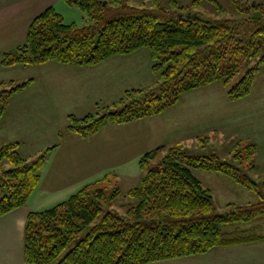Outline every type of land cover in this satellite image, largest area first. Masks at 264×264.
<instances>
[{"label": "trees", "instance_id": "obj_1", "mask_svg": "<svg viewBox=\"0 0 264 264\" xmlns=\"http://www.w3.org/2000/svg\"><path fill=\"white\" fill-rule=\"evenodd\" d=\"M63 1L81 11L83 23H66L54 7L44 9L30 23L24 43L2 54L3 65L56 61L94 66L112 56L147 48L151 71L160 80L148 92L141 88L124 91L113 111L83 117L70 114L68 131L82 137L93 136L109 124L159 115L196 88L218 81L226 87L244 62L259 56L235 85L226 87L229 100L241 99L250 94L264 65V53L259 54L264 46V2L231 0L239 15L209 18L196 12H167L159 0H151L153 8L133 6L128 0ZM28 82L10 83L9 89L0 90V119L11 96ZM4 85L0 81V87ZM17 147V142L0 147V161L7 162L0 164V216L26 204L40 181L46 155L55 148L47 147L28 161L17 153ZM255 148L254 144L243 148L249 160ZM243 149L234 155L239 163ZM160 152L164 153L160 163L146 170L147 160ZM139 164L144 174L128 190L133 201L123 213L104 211L119 189L110 194L97 180L51 207L29 211L24 260L28 264H149L264 239L261 234L228 230L261 218L264 200L220 213L210 190L193 173V169L222 173L259 192V185L237 166L216 155H190L181 145L159 146L146 152ZM86 227L85 236L65 251Z\"/></svg>", "mask_w": 264, "mask_h": 264}, {"label": "rangeland", "instance_id": "obj_2", "mask_svg": "<svg viewBox=\"0 0 264 264\" xmlns=\"http://www.w3.org/2000/svg\"><path fill=\"white\" fill-rule=\"evenodd\" d=\"M175 1L174 5L171 0H159V6L167 12H177V15H187L188 12L209 18L239 15L231 0H199L196 4H192L193 0ZM127 2L137 7H154L151 0ZM55 8L66 23H83V14L79 9L62 3ZM262 53L264 46L259 54ZM258 58L244 62V68L229 79L226 87L235 85L245 68L256 63ZM131 60L133 65L139 66L134 65L135 74L131 81H123L107 92L97 88L95 93L78 89L79 80L70 82L68 75L74 71L56 61L18 64L0 70V77L6 80V85L0 90L30 80L11 96L0 119V147L17 142V153L32 161L47 147L55 146V151L52 153V149L46 155L40 181L29 197L28 203L32 208L41 210L51 207L97 180L110 194L115 188L119 189L117 197L105 205L104 211L114 209L123 213L133 201L127 194L128 190L136 186L144 174L139 164L142 156L159 146L167 149L175 145H181L194 156L216 155L220 160L237 166L241 174L259 185L260 193L222 173L193 169L202 186L210 190L218 212L224 213L235 205L263 201L264 65L256 74L250 94L237 101L228 99L226 87L218 81L182 94L174 106L158 116L109 124L89 137L68 131L70 114L83 117L89 113L104 114L117 108L124 92L122 88H141L145 92L157 88L160 80L151 71L148 49L138 50ZM94 95L96 98L92 100ZM206 103H209V110ZM252 144L256 148L249 160L245 156L247 150L243 148ZM241 149L243 158L239 163L234 155ZM163 154L160 152L149 158L144 168L148 170L157 166ZM1 163L7 162L1 160ZM88 230L89 227H86L76 235L65 251L84 237ZM228 230L264 235V214L255 221Z\"/></svg>", "mask_w": 264, "mask_h": 264}, {"label": "crops", "instance_id": "obj_3", "mask_svg": "<svg viewBox=\"0 0 264 264\" xmlns=\"http://www.w3.org/2000/svg\"><path fill=\"white\" fill-rule=\"evenodd\" d=\"M61 3L64 6H70L63 0H0V70L16 66L3 65L1 63L2 54L24 43L27 29L34 17L44 9L50 6L55 8ZM138 50L130 54L112 56L94 66L64 65L74 71H70L68 75L71 77L70 82L79 80L78 89L95 93L98 88L107 92L119 83L121 85L123 81L133 79L135 63L133 65L131 56L135 55ZM135 67L139 66L136 64ZM74 73L76 75H73ZM0 80L6 81L2 77ZM122 89L130 90L129 88ZM95 96L92 100L96 98ZM208 104L206 103L207 108ZM54 151L55 148L52 153ZM28 201L22 207L0 216V264H28L23 255L24 228L27 214L34 210ZM149 264H264V239L250 243L217 246L202 254L155 261Z\"/></svg>", "mask_w": 264, "mask_h": 264}]
</instances>
